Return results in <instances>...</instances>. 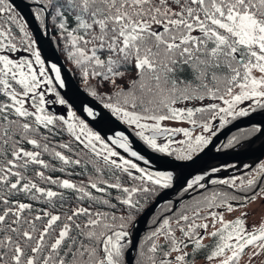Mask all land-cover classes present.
Segmentation results:
<instances>
[{
    "label": "snow or ice",
    "instance_id": "1",
    "mask_svg": "<svg viewBox=\"0 0 264 264\" xmlns=\"http://www.w3.org/2000/svg\"><path fill=\"white\" fill-rule=\"evenodd\" d=\"M25 7L35 30L0 0V264H264V220L226 219L264 203V162L220 178L228 165L190 171L220 130L264 117V0ZM53 31L104 111L61 92V66L43 47ZM106 120L128 134L102 132ZM177 185L178 200L134 240L138 216Z\"/></svg>",
    "mask_w": 264,
    "mask_h": 264
},
{
    "label": "water",
    "instance_id": "2",
    "mask_svg": "<svg viewBox=\"0 0 264 264\" xmlns=\"http://www.w3.org/2000/svg\"><path fill=\"white\" fill-rule=\"evenodd\" d=\"M16 5H19L23 15L27 18L30 23V26L33 30L37 28V24L34 21L33 17L30 14L29 8L25 7L24 0H14ZM45 49L46 56L51 60L56 62L61 66L62 77L66 82V88L62 89V93H66L67 97H76L78 99V103L76 107L79 108L81 103H86L92 106L96 110L104 111L102 106L98 104L92 97L87 95L82 89L78 87L75 83L74 79L70 75L68 69L63 64L62 60L58 56L51 38H45V43L43 45ZM54 111V110H53ZM55 112V111H54ZM78 115L84 116L85 114L79 113ZM90 119V118H89ZM250 126H257L261 128V132H258L253 138L249 141L239 144L238 146L223 152L218 153L215 151V147L218 142L223 140L228 134L235 132L239 129H245ZM116 129L119 131H123L128 134V129L125 128L124 125L119 124L114 120L102 122L98 125V129L102 132H106L111 134L110 129ZM133 139H135L133 137ZM135 147L140 150L146 157L152 159L154 163L152 167L154 169L165 170L166 165L163 163L162 158H157L155 154L147 151L139 142L135 143ZM264 156V117L254 114L253 116L239 118L233 123L227 125L223 130L218 132V135L213 138V143L209 145V147L205 150V154H202L201 158H198L197 163L193 166L190 171L197 172L201 170H209L213 167H219L222 164L231 163V162H241L248 161L250 165L254 166L256 163L260 161V159ZM247 171V169H245ZM237 174V173H236ZM230 174L228 172L216 173L214 178L226 177ZM179 189V185H177L173 189H169L161 192V194L157 197H154L153 201L149 204L148 209L141 213L137 218L136 228L134 229V237L133 239H139L141 233H143L146 229V223L149 217L164 203L169 201H177L178 199H173ZM159 205V206H158ZM153 210H155L153 212ZM134 252L132 253V257Z\"/></svg>",
    "mask_w": 264,
    "mask_h": 264
},
{
    "label": "flooded vegetation",
    "instance_id": "3",
    "mask_svg": "<svg viewBox=\"0 0 264 264\" xmlns=\"http://www.w3.org/2000/svg\"><path fill=\"white\" fill-rule=\"evenodd\" d=\"M250 127H257V126H250ZM249 128V127H248ZM246 129V128H245ZM245 129H239L235 132H232L230 134H228L223 140H221L220 142L217 143L216 147H215V151L218 152V153H223V152H226L236 146H238L239 144L241 143H244V142H247L249 141L251 138H253L255 135H257L258 132L254 133L251 137H247V134H248V131H245ZM233 137H238L240 138V143L239 144H236L234 145L233 147L229 148L227 147V141ZM264 162V156L260 159V161L258 163H256L254 165L255 166H258L260 163ZM224 165H228V168L226 170H222L221 172L219 173H222V172H228L230 174H234L233 176H236V175H244L247 173V171H245V165H250V162L248 161H241L239 163L237 162H231V163H226V164H222L220 165L219 167L221 166H224ZM237 173V174H236ZM228 177V176H226ZM177 196V194H176ZM174 197L173 199H178L177 197Z\"/></svg>",
    "mask_w": 264,
    "mask_h": 264
},
{
    "label": "trees",
    "instance_id": "4",
    "mask_svg": "<svg viewBox=\"0 0 264 264\" xmlns=\"http://www.w3.org/2000/svg\"><path fill=\"white\" fill-rule=\"evenodd\" d=\"M25 1V0H24ZM57 40H58V37L56 36V33L53 31L51 33V41L53 43V46L58 54V56L60 57V59L62 60L63 64L65 65V67L68 69L70 75L72 76V78L74 79L75 83L78 85V87L80 89H82L86 94L87 92L85 91V84L82 83L81 79L79 78V75L78 73L73 69L74 66L72 65V63L68 62L65 58V56L57 49ZM92 84L95 85V81H92ZM100 91H107V87L105 86V88L101 89ZM88 95V94H87ZM91 97V96H90ZM94 99V98H93ZM95 100V99H94ZM98 104H99V101L95 100ZM254 127H249V128H246L245 131H248V134H247V137H251L254 133L256 132H253L252 129ZM178 198V196H176ZM154 199V198H153ZM152 199V201H153ZM151 201V202H152ZM150 202V203H151ZM168 203V202H167ZM235 203V202H234ZM166 203L162 204L150 217L149 219L147 220V223H146V229L143 233H141V235L139 236V238H142L143 235L150 229V227L152 226V219L154 217V215H158L160 213V211L162 210L163 206L165 205ZM136 256V253L134 252V255H133V258Z\"/></svg>",
    "mask_w": 264,
    "mask_h": 264
},
{
    "label": "rangeland",
    "instance_id": "5",
    "mask_svg": "<svg viewBox=\"0 0 264 264\" xmlns=\"http://www.w3.org/2000/svg\"><path fill=\"white\" fill-rule=\"evenodd\" d=\"M52 110H54L58 114H63L64 113V109L60 105H55L52 108ZM244 211H249V212L254 213L252 216H250V218L246 222L247 225H249V226L258 224L262 220H264V203H262L260 200H256L254 203L250 204L248 206V208H246V209L243 208V207H239L237 211H234L230 215H227L226 219L231 220L234 217L240 216L241 212H244Z\"/></svg>",
    "mask_w": 264,
    "mask_h": 264
}]
</instances>
